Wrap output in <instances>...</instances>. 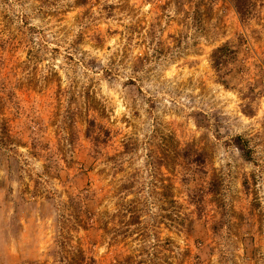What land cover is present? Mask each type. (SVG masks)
Wrapping results in <instances>:
<instances>
[{
	"label": "rangeland",
	"instance_id": "374dc122",
	"mask_svg": "<svg viewBox=\"0 0 264 264\" xmlns=\"http://www.w3.org/2000/svg\"><path fill=\"white\" fill-rule=\"evenodd\" d=\"M251 3L0 0V264H264Z\"/></svg>",
	"mask_w": 264,
	"mask_h": 264
},
{
	"label": "trees",
	"instance_id": "16d2710c",
	"mask_svg": "<svg viewBox=\"0 0 264 264\" xmlns=\"http://www.w3.org/2000/svg\"><path fill=\"white\" fill-rule=\"evenodd\" d=\"M230 1L241 17H246L248 14H250L251 9H252L251 0H230ZM219 52L220 51L218 50L214 52V55H213L214 65L216 68L221 67L223 63V58L219 54Z\"/></svg>",
	"mask_w": 264,
	"mask_h": 264
}]
</instances>
